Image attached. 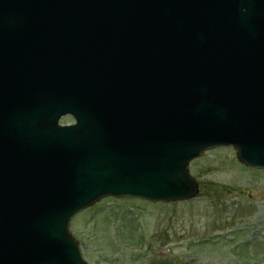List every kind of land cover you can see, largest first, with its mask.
<instances>
[{
  "label": "water",
  "instance_id": "95a60500",
  "mask_svg": "<svg viewBox=\"0 0 264 264\" xmlns=\"http://www.w3.org/2000/svg\"><path fill=\"white\" fill-rule=\"evenodd\" d=\"M113 1L0 0V264H83L68 234L76 212L106 195L190 198L186 166L207 149L232 146L264 169V0H245L244 13L235 0H204L212 7H172L154 27L131 21L134 71L107 42L123 33ZM86 91L95 120L77 122L81 154L40 186L42 161L66 135L50 132L56 115Z\"/></svg>",
  "mask_w": 264,
  "mask_h": 264
},
{
  "label": "rangeland",
  "instance_id": "374dc122",
  "mask_svg": "<svg viewBox=\"0 0 264 264\" xmlns=\"http://www.w3.org/2000/svg\"><path fill=\"white\" fill-rule=\"evenodd\" d=\"M66 123L69 119H62ZM198 193L150 204L104 200L70 225L88 264H264V171L241 165L231 148L189 165ZM155 261V262H154Z\"/></svg>",
  "mask_w": 264,
  "mask_h": 264
}]
</instances>
